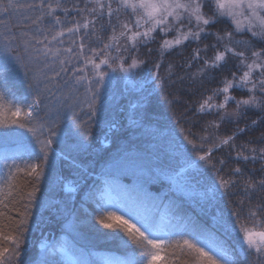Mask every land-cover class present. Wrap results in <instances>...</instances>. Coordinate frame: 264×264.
Segmentation results:
<instances>
[{
  "label": "trees",
  "instance_id": "obj_1",
  "mask_svg": "<svg viewBox=\"0 0 264 264\" xmlns=\"http://www.w3.org/2000/svg\"><path fill=\"white\" fill-rule=\"evenodd\" d=\"M21 2L39 3V0ZM75 2L64 0L68 7ZM80 6L83 7V0H80ZM205 11L211 14V7L207 6ZM26 14L34 16L38 11ZM57 14L64 18L63 13ZM18 18L19 13L13 12L10 16L0 13V20L5 22L14 24ZM124 18L121 16V19ZM3 31L0 25V33ZM209 31L223 34L232 31V26L222 20L211 26ZM110 34V29L98 31L103 42H107ZM235 41L248 42L255 48L264 47V42L257 41L248 33L235 34L233 46L238 51H249L245 43L236 44ZM212 44L220 49L223 47L214 36H208L202 38L199 44L186 42L185 47L165 53L159 69L161 79L156 78L155 69V64L161 60L159 37L156 42L141 45L138 51L123 53L128 58L124 65H128L132 57L144 61L131 72L134 81L132 86L125 80L124 72L119 70V61L112 68L102 66V71L107 75L101 85H95L99 99L95 105L97 114L91 120L87 103H81L73 110L60 109L57 116L58 105L53 103L51 110L44 107L52 99L51 95L46 93L41 96L39 115L56 133L49 153L51 166L45 169V177L39 182L40 191L36 193V203L31 208L28 231L21 245L22 254L13 264H64L41 247L40 242L44 238L52 243L66 245L74 255V264H105L106 258L116 264H128L134 245L129 242L125 246L120 239L127 240L124 233L117 234L98 222L101 212L98 206L99 193L104 184L118 195L129 196L145 204L151 213L149 216L156 224L172 230L174 239H180L179 234L185 233L192 224L202 225L212 230L223 242L235 264H257L254 251L249 253L246 245L241 250L242 241L239 239L240 234L233 230L236 217L232 213L238 212L240 222L252 227L253 222L247 219L249 209L264 205V191L245 192L249 178L253 182L264 178V160L253 162L236 158L241 145L246 146L245 155H250L247 149L264 147V110L242 109L243 115L238 122L235 117L231 121L226 118L219 128L210 127L213 122L220 121L224 112L232 113L236 105L230 102L225 109L203 113L198 111L199 105L212 95L214 89L223 86L221 81L225 77L231 79L232 72L236 71L234 65L238 63V59L229 56L223 68L209 70L201 77L198 69L203 66V60L192 61V51L198 46L202 48ZM6 45L7 42L0 36V91H4L6 99L23 106L30 103L36 94L29 87L33 83L31 73L25 76L28 69L16 61L22 49L9 51ZM91 46L99 48L102 43L93 40ZM214 52L209 47L207 57L211 58ZM188 62L192 63L191 68L186 67ZM170 63L173 65L171 75L168 72ZM113 68L116 70L113 71ZM50 87L56 96L67 91L63 79ZM76 87L79 88L77 95L83 101L86 99L85 87ZM231 95L241 99L247 98L249 94L233 89ZM222 101V94L215 97V103ZM81 121H88L90 135L80 134L82 129L77 124ZM253 121L257 122L256 125H253ZM242 128L246 129L243 133L239 132ZM3 131L6 130L0 129V132ZM15 131L23 132L27 140L16 136L0 138V183L8 173L6 164L11 165L14 161L22 164L28 159V141L32 142L31 148L37 152L39 150V146L24 129ZM234 133L235 148L229 144L212 152L210 164H214L215 168L198 160L197 157L203 155L213 143ZM47 135L46 130L41 138ZM185 136L193 140L197 149L187 145ZM201 137L208 139L202 141ZM201 143L204 144L203 149L200 148ZM177 144L187 147L186 157L178 155ZM181 166L188 167L186 183L192 186L195 193L177 190L168 183L166 173L163 174L164 170L179 169ZM237 167L241 169V174H234L233 170ZM20 175L19 183L24 191H31L33 178ZM221 178L231 180L234 184L226 188L221 185ZM66 183L74 185L75 189L66 188ZM9 215L15 217L16 212ZM256 219L264 226V213H258Z\"/></svg>",
  "mask_w": 264,
  "mask_h": 264
},
{
  "label": "snow or ice",
  "instance_id": "obj_2",
  "mask_svg": "<svg viewBox=\"0 0 264 264\" xmlns=\"http://www.w3.org/2000/svg\"><path fill=\"white\" fill-rule=\"evenodd\" d=\"M207 6L211 7V14L205 11ZM33 11H38V14H26ZM13 12L19 13V18L14 24L0 20V25L4 28L0 36L7 42L9 51L22 49V54L16 56V61L28 69L25 76L31 73L33 83L29 87L36 94L30 103L21 106L20 103L6 99L4 91H0V129L6 130L0 132V138L16 136L27 140L23 132L15 131L24 129L39 146V150L37 152L31 148L32 142L28 141V159L22 164L14 161L11 165H5L8 173L0 183V264H13V261L19 260L23 237L28 231L32 215L31 208L36 203V193L40 191L39 182L45 177V169L51 166L49 153L56 133L39 115L42 95L47 93L52 97L49 104L44 105L45 108L50 109L53 103L59 106L56 109L57 116L60 109L73 110L81 103H87L91 120L97 114L95 105L99 99V91L95 85H101L107 75L102 71V66L112 68L119 61L118 68L125 73L140 67L144 61L137 57H132L128 67H124L128 58L123 53L138 51L141 45L156 42L159 37L158 51L161 60L155 64V69L156 78L161 79L159 69L165 53L185 47L186 42L199 44L202 38L214 36L223 45L222 49L212 44L202 48L198 46L192 51V61L203 60L198 74L203 77L209 70L223 68L229 56L238 59V63L234 65L236 71L232 72L231 79L225 77L221 81L223 86L214 89L212 95L200 103L198 111H220L228 103L234 102L236 108L232 113L224 112L219 122L210 124V127L219 128L226 118L231 121L235 117L238 122L243 115L242 109L264 110V47L255 48L248 42L235 41L236 44L245 43L249 48L246 52L238 51L233 46L234 35L242 33H249L257 41L264 42V0H83V7L80 6V0H76L71 7L65 6L64 0H39V3L0 0V13L10 16ZM58 12L63 13V19ZM72 13L76 15L72 16ZM121 16L125 18L121 19ZM222 20L231 24L232 31H225L223 34L209 31L211 26ZM108 29L111 34L107 42H103L98 31ZM93 40L102 43V47H92ZM209 47L215 50L211 58L206 55ZM113 52L116 53L115 56L112 55ZM202 53L205 55L202 56ZM29 64L32 65L31 68L28 67ZM186 67L191 68L192 63L188 62ZM172 71L173 65L170 63L169 75ZM237 72L240 74L237 75ZM69 73L71 76H68ZM61 79L67 91L56 96L50 85L59 83ZM77 85L85 87L86 99L83 101L77 95ZM233 89L246 91L249 95L247 98L236 99L231 95ZM221 94L223 101L215 103V97ZM252 123L256 125L257 122ZM87 125L88 121L77 124L82 129L81 135L91 134ZM9 129L12 131H7ZM46 130L48 135L42 139ZM245 130L242 128L239 132L243 133ZM234 138L235 133L219 139L218 143H213L203 155H199L198 160L215 168L214 164H210L212 152L229 144L235 148ZM201 139L207 141L208 137ZM184 141L192 149H197V145L187 136ZM203 147L204 144L201 143L200 148ZM177 148L178 155L186 157L187 147L177 144ZM245 149L246 146L241 145V150L237 152L238 160H264V147L247 149L250 155L244 154ZM220 163L223 164L224 161L221 160ZM233 172L241 174V169L237 167ZM20 174L33 178L31 191H24L19 183ZM220 183L226 188L234 184L223 178ZM254 191H264V178L255 182L251 178L246 181L245 192ZM11 212H16V216L9 215ZM258 213H264V205L249 209L247 219L253 222L252 227L240 222L238 212L232 213L236 217L233 230L240 234L241 250L246 245L249 253L255 252L257 264H264V226L256 219ZM127 215L129 218L126 219L105 205L98 222L117 234L124 233L127 240L122 237L120 239L125 246L129 242L134 245L132 259L128 264H235L223 242L212 230L202 225L192 224L185 233L179 234L180 239H174L167 234H160L151 216L140 215L138 212L134 214L133 210H129Z\"/></svg>",
  "mask_w": 264,
  "mask_h": 264
},
{
  "label": "rangeland",
  "instance_id": "obj_3",
  "mask_svg": "<svg viewBox=\"0 0 264 264\" xmlns=\"http://www.w3.org/2000/svg\"><path fill=\"white\" fill-rule=\"evenodd\" d=\"M124 67H128V65H124ZM132 70L127 73L124 72L125 80L130 86L134 85V81L131 78ZM187 168V166H181L179 169L173 168L174 170H164L165 172H163V174L166 173L165 176L168 180V183H170L171 186H174L177 190H181L184 193L188 194L195 193L196 191L192 188V186H189L187 185L188 183H186L185 173ZM65 187L70 190L75 189L74 185L70 183H66ZM105 205L109 206V210L117 212L118 215H123L126 219L129 218L127 215L129 210H133L134 214L138 212L140 215H151L149 209L145 204L134 200L132 197L124 196L123 194H116L107 184L103 185L102 190L99 193L98 202V206L101 210L104 208ZM156 226L160 234H167L168 236H172L174 238V233L172 230L159 224H156ZM40 244L41 247L44 248L46 251H48L52 255H55L56 260L62 261V263L64 264H74L76 262L72 252L63 243H52L50 240L44 238L41 240ZM104 262L105 264H116L111 262L108 258H106Z\"/></svg>",
  "mask_w": 264,
  "mask_h": 264
}]
</instances>
